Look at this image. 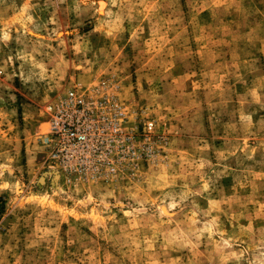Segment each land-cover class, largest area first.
I'll use <instances>...</instances> for the list:
<instances>
[{"label":"rangeland","instance_id":"rangeland-1","mask_svg":"<svg viewBox=\"0 0 264 264\" xmlns=\"http://www.w3.org/2000/svg\"><path fill=\"white\" fill-rule=\"evenodd\" d=\"M101 81L164 138L64 178L45 106ZM0 264H264V0H0Z\"/></svg>","mask_w":264,"mask_h":264},{"label":"built area","instance_id":"built-area-1","mask_svg":"<svg viewBox=\"0 0 264 264\" xmlns=\"http://www.w3.org/2000/svg\"><path fill=\"white\" fill-rule=\"evenodd\" d=\"M111 87L73 86L47 103L48 127L37 135L46 167L67 179L110 182L155 158L164 138L155 119L127 107Z\"/></svg>","mask_w":264,"mask_h":264}]
</instances>
